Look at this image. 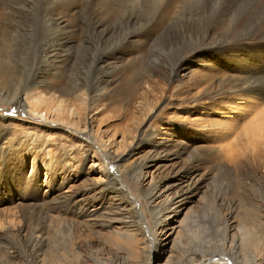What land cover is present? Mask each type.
<instances>
[{
	"label": "rangeland",
	"instance_id": "1",
	"mask_svg": "<svg viewBox=\"0 0 264 264\" xmlns=\"http://www.w3.org/2000/svg\"><path fill=\"white\" fill-rule=\"evenodd\" d=\"M260 113L264 0H0V264H264Z\"/></svg>",
	"mask_w": 264,
	"mask_h": 264
},
{
	"label": "bare ground",
	"instance_id": "2",
	"mask_svg": "<svg viewBox=\"0 0 264 264\" xmlns=\"http://www.w3.org/2000/svg\"><path fill=\"white\" fill-rule=\"evenodd\" d=\"M36 84V83H35ZM37 85H40V83H38ZM36 85V86H37ZM41 86V85H40ZM99 90H103L104 88L103 87H100V88H98ZM244 89V88H243ZM250 92H247V97H249V98H252V99H257V96L256 95H254L255 93H256V91H254V92H252L251 90V88L250 87H248L247 88ZM34 90H37V87H35V89ZM256 90V89H255ZM104 92V90L102 91V93ZM36 103H37V101L36 100H34ZM40 101H38V103H39ZM33 104V103H32ZM38 105V104H37ZM34 106V105H33ZM35 106H36V104H35ZM32 111H33V113H37L36 115H40L41 117H45V114H43V113H39V112H37V110L34 108V109H32ZM263 116H264V113H260V114H258V115H256V117H257V119L255 120V121H253V123H251L252 125L250 126V133L249 134H251L252 136H264V118H263ZM123 188L125 187V186H122ZM125 192H128V193H130V195H131V192L129 191V189L126 187L125 188ZM127 193V194H128ZM142 216H143V214H142ZM142 219H144L143 217H142ZM215 255V254H214ZM222 257H223V255H221ZM213 257L214 256H212V257H208L206 260H203V261H201L199 264H257L255 261L254 262H234V261H232V263H230V259H225V258H217V259H213ZM100 264H114V262L113 261H109V262H107V263H100Z\"/></svg>",
	"mask_w": 264,
	"mask_h": 264
}]
</instances>
